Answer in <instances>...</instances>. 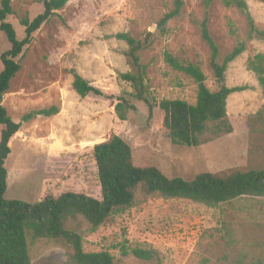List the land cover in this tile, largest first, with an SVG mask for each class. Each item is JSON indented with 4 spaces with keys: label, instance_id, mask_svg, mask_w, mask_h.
Wrapping results in <instances>:
<instances>
[{
    "label": "rangeland",
    "instance_id": "374dc122",
    "mask_svg": "<svg viewBox=\"0 0 264 264\" xmlns=\"http://www.w3.org/2000/svg\"><path fill=\"white\" fill-rule=\"evenodd\" d=\"M183 1L180 15L163 29L160 20L174 8V0H70L35 33L19 57L21 69L2 104L18 122L30 112L52 106L60 111L22 123L11 140L6 199L37 203L48 194L58 197L65 192L101 199L93 148L115 135L131 146L136 166H156L169 178L191 180L203 172L264 168V90L248 69V60L264 53V41L249 39L246 17L224 0H214L208 11L204 0ZM246 1L257 26L264 30V3ZM11 3L14 14L7 20L22 40L20 19L35 18L43 5L38 0ZM206 12L210 33L219 46V63L239 41L246 43V51L229 64L226 84L249 88L228 98L232 133L219 137L207 133L201 145L189 147L171 141L159 106L150 115L145 103L129 96L133 88L120 78L132 70L126 57L128 45L112 36L128 32L144 40L152 34L151 45L141 52L150 98L157 103L180 99L196 104V83L166 63L164 52L199 65L208 87L216 91L211 50L200 28ZM10 48L0 30V72L1 55ZM72 69L108 97L82 98L73 88ZM123 94L137 107L126 121L115 112L117 98ZM68 227L83 236L86 252L108 251L115 264H264L262 197L211 206L148 194L140 186L135 204L98 229L93 230L82 216L70 219ZM29 243L31 264H75L72 250L61 241L29 239ZM136 249L155 254L151 259L140 258L133 252Z\"/></svg>",
    "mask_w": 264,
    "mask_h": 264
},
{
    "label": "trees",
    "instance_id": "16d2710c",
    "mask_svg": "<svg viewBox=\"0 0 264 264\" xmlns=\"http://www.w3.org/2000/svg\"><path fill=\"white\" fill-rule=\"evenodd\" d=\"M43 5V12L31 19L28 16L20 19L24 27V37L18 39L14 25L7 18L14 14L11 0H1L0 30L4 32L11 48L1 55L3 69L0 72V264H31L29 239L57 240L65 243L72 250L75 264H115V258L108 251L86 252L83 236L68 227L70 219L82 216L93 230L98 229L113 215L131 208L136 201V190L142 187L148 194H159L166 198H181L207 205H219L232 202L242 197L264 198V168L235 169L216 174L203 172L193 179L167 177L156 166L139 167L134 163L131 146L118 135L109 141L96 144L93 156L98 168L101 185V199L85 193L65 192L56 197L48 194L37 203L5 198L8 189V170L6 161L11 154V140L20 131L22 123L38 116L50 117L59 113V108L52 106L30 112L23 116L22 122L15 121L2 101L9 91L11 82L21 69L19 57L24 49L32 43L35 33L48 23L57 12L70 0H38ZM214 0H204L206 10ZM264 3V0H258ZM228 7L238 8L246 17L249 27V39L264 41V30L259 29L246 0H224ZM184 7L183 0H174V8L160 20L165 25L180 15ZM208 12L200 23L201 35L211 50L210 65L217 86L212 91L207 85V77L199 65L184 63L170 51L164 52V60L173 69L191 77L197 85L196 104L185 100H162L160 103L150 98V87L147 66L141 61V52L151 45V35L138 40L130 33H117L113 38L128 45L126 57L132 67L130 72L121 73L120 78L133 88L129 95L145 103L149 114L159 106L164 113L163 125L174 144L199 146L207 133L219 137L232 133L234 127L228 118L227 101L235 92L247 90L248 86L230 88L226 84L229 64L246 51V43L239 41L233 50L219 63V46L212 37L208 26ZM232 33L235 30L231 29ZM248 69L252 71L264 90V53H258L248 60ZM73 88L85 98L91 94L108 97L100 88L93 86L72 69ZM132 99V100H133ZM130 111H137L136 105L127 95L117 98L115 112L121 121L128 119ZM140 258L151 259L153 250L136 249L133 251ZM128 255V252H124Z\"/></svg>",
    "mask_w": 264,
    "mask_h": 264
}]
</instances>
